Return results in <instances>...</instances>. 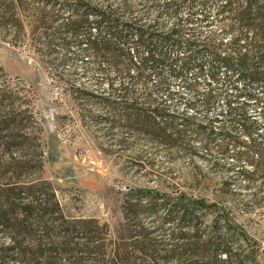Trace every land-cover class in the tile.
<instances>
[{
	"label": "trees",
	"instance_id": "16d2710c",
	"mask_svg": "<svg viewBox=\"0 0 264 264\" xmlns=\"http://www.w3.org/2000/svg\"><path fill=\"white\" fill-rule=\"evenodd\" d=\"M126 1L0 0V39L31 51L46 74L57 80L63 79L61 69L67 63L86 64L87 70L82 73L101 77L107 88L90 90L73 85L66 92L80 103L86 98L96 101L110 131L121 128L142 133L152 141L192 152L187 140L190 133L207 149L231 157L238 164L250 165L252 170L242 167L223 178L215 186L212 201L185 192L171 200L168 194L154 192L155 199L161 202L159 206L166 210L162 222L175 227L167 234L171 249L164 256L145 241L136 245L114 243L116 248L109 249L102 238L94 235V230L86 227L85 221L67 218L54 187L41 177L22 184L8 183L5 188L0 186V233L18 228L27 238H12L10 246L0 245V264H245L264 254L258 241L250 237L233 214L240 203L233 195L237 177H244L249 185L257 177L264 178V137L258 132L261 125L247 109L261 97L260 111L264 115V3L227 0L221 8L223 19L235 18L238 26L251 30L249 38L240 33L227 42H216L215 36L187 40L184 47H179L188 54L180 57L169 49V45L179 48L174 44L181 41L179 32L153 33L136 17L127 18L133 10H129ZM228 29L232 33L238 31L231 24ZM202 52L209 55L206 67L199 59ZM192 66L198 75L208 72L210 82L202 99L205 108L214 106L219 95L225 96L228 110L220 120L187 117L156 101L157 93H169L165 72L183 81ZM220 68L237 74L243 88L238 89L230 74L215 91L212 85ZM4 76L7 74L0 66V80ZM197 86L195 80L187 83V88L195 92L199 91ZM251 86L260 87V95ZM6 96L7 91L0 84V99ZM148 165L152 167L151 163ZM214 168L225 169L219 163H214ZM201 179L207 181L206 177ZM252 204L258 205L259 200ZM203 223L208 225L200 233ZM187 226L191 230H181ZM235 243L240 249H233ZM250 246L254 247L251 251Z\"/></svg>",
	"mask_w": 264,
	"mask_h": 264
},
{
	"label": "rangeland",
	"instance_id": "374dc122",
	"mask_svg": "<svg viewBox=\"0 0 264 264\" xmlns=\"http://www.w3.org/2000/svg\"><path fill=\"white\" fill-rule=\"evenodd\" d=\"M101 1L91 0L93 3ZM226 1L127 0L129 10L133 12L126 17H136L139 24L153 33L177 30L181 41L174 44L178 47H184L187 40H203L209 36H215L216 42H227L240 33L249 38L251 30L238 26L235 18L223 19L225 14L221 13V8ZM235 1L243 4L245 0ZM258 1L264 3V0ZM229 24L238 31L229 32ZM171 46L169 49L175 55L188 54L181 47ZM199 59L205 67L208 65L207 52H202ZM0 66L7 74L0 80L7 91L5 99H0V186L5 188L8 183L22 184L40 177L48 181L67 218L85 221L86 227L94 230V235L102 238L109 249L116 248L114 243L136 245L145 241L164 256L171 249L167 234L175 227L162 222L166 210L159 206L161 202L155 199L154 192L168 194L171 200L179 192H185L194 197L206 196L212 201L215 186L223 178L236 174L242 167L252 170L250 165L238 164L231 157L225 158L207 149L190 133L187 140L192 152L152 141L142 133L121 128L110 131L103 119L104 111L96 101L86 98L80 103L81 100L66 92L73 85L90 90L107 88L101 77L82 73L87 70L86 64L73 66L67 63L61 69L63 79L57 80L46 74L31 51L13 47L0 39ZM230 74L234 75L238 89H242L237 74L225 68H220L212 87L220 88ZM165 77L169 93L162 90L155 99L169 105L170 110L201 120H220L226 114L228 107L223 95L216 98L214 106L204 107L202 99L210 82L208 72L198 75L196 67L192 66L183 81L167 72ZM194 80L198 82L197 92L187 88V83ZM250 89L261 92L258 86ZM261 101L260 97L258 103L252 102L247 109L261 125L258 132L264 137ZM216 123L220 125L219 121ZM114 139L124 142L119 144ZM102 150L112 153L104 154ZM150 163L152 167H149ZM214 163L225 169L216 170ZM39 164L42 170H39ZM229 168L234 171H227ZM202 176L207 178L206 182ZM234 186V198L240 202L233 210L234 217L264 251V178L257 177L249 185L244 177L238 176ZM255 199L259 200L258 205L252 204ZM207 225L199 226L200 233ZM181 230H191V227ZM12 238L23 240L27 236L18 228H9L0 233V245L10 246ZM237 244H234V250L240 249ZM253 246L248 250H253ZM9 264L18 263L10 261ZM245 264H264V254L256 260H246Z\"/></svg>",
	"mask_w": 264,
	"mask_h": 264
}]
</instances>
